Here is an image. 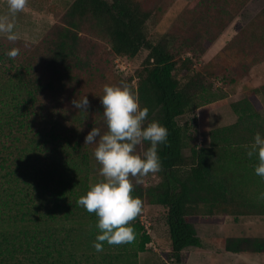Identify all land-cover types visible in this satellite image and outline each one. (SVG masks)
Wrapping results in <instances>:
<instances>
[{
  "label": "trees",
  "instance_id": "1",
  "mask_svg": "<svg viewBox=\"0 0 264 264\" xmlns=\"http://www.w3.org/2000/svg\"><path fill=\"white\" fill-rule=\"evenodd\" d=\"M171 1L51 3L52 10H60L58 22L39 41L0 36V264H123L122 249L115 255L93 250L98 218L76 203L103 179L96 145L84 144V137L93 126L106 130L99 98L105 84H127L149 109L146 123L157 120L168 129L167 142L158 147L159 181L145 185L130 179L142 205L166 207L171 259L182 263L186 247L202 246L188 216L264 213V200L245 194L264 191V178L254 172L256 157L247 155L254 134H264L257 96L264 85L233 102L238 119L213 128L210 145L193 144L189 155L187 128L178 121L208 100V79L232 69L235 80L264 60V6L217 53L220 60L197 69L193 56L199 57L249 0H193L166 33L151 36L150 25L162 19ZM12 48L19 49L15 57L7 55ZM142 50L147 55L134 86V75L117 74L113 59ZM186 51L193 56L182 57ZM85 95L87 110L74 108L71 101ZM147 147L142 142L137 151ZM141 237L139 251L150 240L146 232ZM245 247L264 249V238L226 240L229 250ZM134 262L130 258L127 264Z\"/></svg>",
  "mask_w": 264,
  "mask_h": 264
},
{
  "label": "rangeland",
  "instance_id": "2",
  "mask_svg": "<svg viewBox=\"0 0 264 264\" xmlns=\"http://www.w3.org/2000/svg\"><path fill=\"white\" fill-rule=\"evenodd\" d=\"M71 0H26L25 8L13 17L8 10L7 0H0V17H9L14 23V31L17 38L26 41L37 42L51 26L58 22L60 10H52L51 3L63 6ZM193 0H172L171 5L159 22L150 25V35L159 36L166 33L183 14L184 8ZM264 6V0H249L248 3L235 15L232 21L225 27L222 33L209 42L199 57H194L191 52H182L181 56H193L195 68L200 69L213 58L220 60L217 53L238 33L249 20ZM6 34L0 33V36ZM147 50L140 51L136 56L128 58L114 57V71L124 77H131L132 85H137L136 70L143 65ZM217 57V58H216ZM240 75V72H238ZM228 77H227V76ZM235 75L232 69L221 72L217 77L208 79L211 89L208 100L192 112L178 117L181 125L187 128V140L189 145L184 148V153L189 155L190 146H209L211 142V130L216 127L233 124L238 119V113L233 109L232 103L242 99L251 89L264 85V60L252 65L245 75L232 80ZM261 101L260 111L264 116V94H257ZM159 181L158 173H149L142 178L145 185L155 184ZM221 215H217L219 217ZM192 221L202 238V246H189L183 250V260L179 264H227L221 261L220 249L222 246L221 232L224 218L206 215L187 217ZM232 220L233 217H227ZM226 218V219H227ZM228 220V221H229ZM222 221V222H221ZM227 222V221H226ZM129 224L138 231L130 243L120 246L109 245L104 242V252L119 254L123 264L134 260V264H178L170 257V232L167 223V209L161 204H143L141 213ZM142 226L141 230H138ZM150 235L143 251L138 250L142 233ZM94 248V247H93ZM93 250L96 251L94 248ZM96 253H99L96 251ZM100 254V253H99ZM233 255V254H232ZM234 256V255H233Z\"/></svg>",
  "mask_w": 264,
  "mask_h": 264
},
{
  "label": "clouds",
  "instance_id": "3",
  "mask_svg": "<svg viewBox=\"0 0 264 264\" xmlns=\"http://www.w3.org/2000/svg\"><path fill=\"white\" fill-rule=\"evenodd\" d=\"M8 10L14 17L25 8L26 0H7ZM0 33L6 34L10 41L17 39L14 23L9 17H0ZM19 49L12 48L7 55L15 57ZM103 107L106 130L93 126L84 137V144H95L94 156L100 165L102 180L89 187L76 203L89 213H95L97 228L100 230L93 241L97 252L103 250L104 242L109 245L130 243L135 238L133 227L129 224L142 211V201L133 196L134 184L142 183L149 173L160 171L162 162L158 147L167 142L168 129L157 120H148L149 109L141 107L138 98L127 84L103 86L99 96ZM74 108L87 110V95L71 101ZM148 142L142 152L137 146ZM247 155L256 157V175L264 178V134L259 131L247 146ZM70 202V201H69Z\"/></svg>",
  "mask_w": 264,
  "mask_h": 264
},
{
  "label": "crops",
  "instance_id": "4",
  "mask_svg": "<svg viewBox=\"0 0 264 264\" xmlns=\"http://www.w3.org/2000/svg\"><path fill=\"white\" fill-rule=\"evenodd\" d=\"M245 194L248 197H252L254 200H264V191L260 190L257 192L255 190H249ZM233 217L232 220L224 218L222 224L223 229L221 232L222 246L220 249L221 261L227 264H264V249H251L247 248L240 251H233L226 248V240L231 237H248V238H264V213H254V214H215L206 215L215 217ZM219 217L216 219L219 220ZM229 220V221H228ZM227 221V222H226ZM234 256H233V255Z\"/></svg>",
  "mask_w": 264,
  "mask_h": 264
}]
</instances>
